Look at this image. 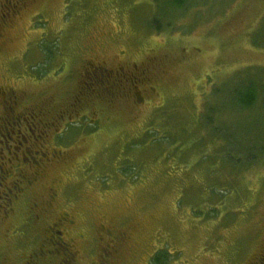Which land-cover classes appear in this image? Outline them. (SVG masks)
<instances>
[{
	"label": "rangeland",
	"instance_id": "374dc122",
	"mask_svg": "<svg viewBox=\"0 0 264 264\" xmlns=\"http://www.w3.org/2000/svg\"><path fill=\"white\" fill-rule=\"evenodd\" d=\"M32 9L0 46L1 81L42 110L37 146L61 153L31 195L58 187L62 207L92 203L89 216L123 223L126 264L158 252L164 264L264 259V49L251 42L264 0H192L173 27L166 0ZM116 71L145 80L116 87ZM249 85L255 101L239 109Z\"/></svg>",
	"mask_w": 264,
	"mask_h": 264
},
{
	"label": "flooded vegetation",
	"instance_id": "af4514ba",
	"mask_svg": "<svg viewBox=\"0 0 264 264\" xmlns=\"http://www.w3.org/2000/svg\"><path fill=\"white\" fill-rule=\"evenodd\" d=\"M36 1L0 0V46L25 14L30 12L32 21L39 15L32 11ZM5 70L8 72V68ZM96 74L103 72L97 70ZM141 74L130 72L125 75L116 71L110 76L114 86L124 88V82L137 85L138 81L145 80V74L140 80L135 77ZM1 79L2 76L0 264H126L135 257V248L123 223L106 225L102 218L89 216L92 203L86 206L89 208L76 211L72 207H62L67 205H63L65 201L58 187H47L40 198L31 195L33 186L52 162L60 160L61 153L48 152L37 146L38 137L34 133L41 126L38 110H42L25 105V95L15 86L14 79L7 76L4 81ZM89 79L93 81L92 71ZM27 132H30L29 140H25ZM25 142L30 147H25ZM156 254H146L145 264H150ZM253 264H264V259Z\"/></svg>",
	"mask_w": 264,
	"mask_h": 264
},
{
	"label": "trees",
	"instance_id": "16d2710c",
	"mask_svg": "<svg viewBox=\"0 0 264 264\" xmlns=\"http://www.w3.org/2000/svg\"><path fill=\"white\" fill-rule=\"evenodd\" d=\"M160 0H152V4L158 8V3ZM168 4L171 5V9H175L176 12H172L169 15V18H167V27H173V22L176 21L177 17L181 16L180 12H184V10L188 7L190 3H192V0H166ZM180 11V12H179ZM261 23L257 27V29L252 34L251 42L253 46L261 47L264 49V16L261 19ZM156 28L157 30L162 29V27L159 26L157 20L155 18H152L150 21V28ZM166 27V28H167ZM257 94L255 88H253L252 85H249L244 91L239 92L237 105L239 109H249L254 101H255V95ZM264 95V93H263ZM207 123H210L208 118ZM229 159L234 161L232 157L229 156ZM241 167H245V163H243L242 159H238V163H235L234 165H238ZM166 260L165 255L163 256L161 253H157L151 260L150 264H164Z\"/></svg>",
	"mask_w": 264,
	"mask_h": 264
}]
</instances>
